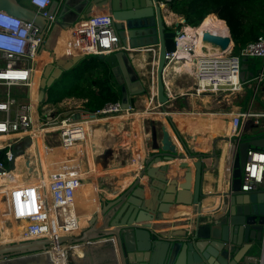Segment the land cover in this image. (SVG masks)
I'll list each match as a JSON object with an SVG mask.
<instances>
[{"label": "water", "instance_id": "water-1", "mask_svg": "<svg viewBox=\"0 0 264 264\" xmlns=\"http://www.w3.org/2000/svg\"><path fill=\"white\" fill-rule=\"evenodd\" d=\"M99 1L105 5L107 13L112 17L119 44L124 48L114 53L98 55L116 75L121 85L122 107L129 108L132 98L146 90L143 78L133 65L132 53H136L133 52L136 49L147 47L154 48L156 53L154 82L156 104L162 106L167 103L169 92L164 81V70L168 63L166 54L175 50L174 37L179 33V24L184 23L183 17L180 16V21L168 25L164 17L166 10L159 6L157 0ZM69 7V0H50L46 15H42L30 4H23L21 0H0V13L30 22L38 28L37 36L43 40L40 45L42 49H51L57 28L65 30L68 23L64 19V14L68 12ZM86 18L82 17L81 20ZM227 32L224 37L205 32L203 41L225 49L230 40L232 41L228 28ZM149 53L150 51H146L147 57ZM84 56L78 54L72 57L54 58L52 63H48L43 68L38 79L39 103L45 100V89L58 79L63 71L72 68ZM240 68V79H243L242 65ZM117 70L121 77L117 75ZM172 131L179 140L175 131L173 129ZM153 136L155 140V132ZM229 142L232 143L231 153L224 154L227 156L226 172L229 171L228 185L227 190L220 193L224 199L217 207V215H213L214 213L201 215L203 196L201 185L204 171L208 170L203 160L213 157L216 168L222 153H217L212 146L209 154H199L198 151L192 153L186 149H184L185 153L179 154L175 145L169 141L168 131L162 127L160 144L151 145V149L156 150L155 153L144 157L137 175L118 197L113 200L99 197L103 203L89 218L87 228L83 232L77 235L57 236L55 239L1 243L0 261H5L9 257L29 256L33 252L35 254L46 252L53 246L75 244L83 247L91 240L111 237L114 240L112 247L116 252V264L240 263L252 244L257 241L263 243L264 208L257 206V202L260 203L258 197L255 196L257 200H254V194L241 191L240 186L246 152L249 148L264 150V136L250 139L233 137ZM30 144V137L15 143L13 158L23 154ZM176 157L192 159L194 170L192 174L184 177V181L180 184L181 190L175 191L172 196L177 186L175 179L168 186L163 185V174L166 173L168 166L156 167L152 162ZM186 164L183 162L180 169L187 168ZM8 167L9 169L14 167L13 159ZM189 188H191L190 193H188ZM186 197L190 198L191 205L196 208V227L188 231L186 229L155 231L153 228L155 223L147 221L148 214L151 213L149 211L154 214L170 213L174 204L186 205ZM254 204L256 208L252 207ZM99 217L100 221H98ZM201 221L203 222L199 223ZM208 223L210 225H207ZM108 245L110 246V243Z\"/></svg>", "mask_w": 264, "mask_h": 264}, {"label": "built area", "instance_id": "built-area-1", "mask_svg": "<svg viewBox=\"0 0 264 264\" xmlns=\"http://www.w3.org/2000/svg\"><path fill=\"white\" fill-rule=\"evenodd\" d=\"M170 1L157 0L164 11L168 10ZM28 2L38 13L46 15L50 0H28ZM183 26L181 25L179 33L174 37L175 50L167 53L166 58L168 62L175 56L192 62L195 67L193 89L197 95L211 94L220 100L225 94H237L242 90V86L250 81L240 79L241 61L245 58L260 59L261 72L253 80L259 82L264 77L263 35L257 36L237 51L234 50L231 40L225 49L217 45L201 43L197 51L196 45L199 41L196 35L180 43L185 36ZM37 34L38 28L32 23L0 13V88L3 89L0 97V173L2 174L11 170L6 169V164L12 159L15 164L12 155L13 145L25 137H30L32 140L35 132H42L46 147L51 143L49 139H54L53 141L62 148L85 144L86 139L91 145L93 126L99 118L122 114L125 116L133 111V107L123 108L120 99L107 102L94 112L86 111L83 108L84 101L81 99L70 98L66 108L60 110L53 107L58 103H39L38 94L33 101L31 84L35 57L43 43ZM72 36V44L67 46L76 55H106L124 49L119 44L113 19L108 13L95 14L80 20ZM205 46L209 48L206 49ZM11 88L21 90L25 97L13 95ZM260 118H264V112L253 113L247 110L231 116L232 135L240 136L241 122L250 119L257 122ZM23 153H27V149ZM32 168L34 169L35 165ZM40 171L43 176L42 167ZM80 172L78 165H72L65 168L61 174L58 173L59 175L54 177L47 187L39 181H31L26 182L25 186L18 190L19 211L28 222L25 238L20 241L57 237V234L50 232L52 225L47 218L48 205L53 208L57 222L63 223L62 227L66 229V221L63 217L65 210L71 207L76 186L80 185L83 179L80 177ZM240 189L245 192L264 190V150L254 148L247 150ZM253 260L264 264V227L261 256Z\"/></svg>", "mask_w": 264, "mask_h": 264}, {"label": "crops", "instance_id": "crops-1", "mask_svg": "<svg viewBox=\"0 0 264 264\" xmlns=\"http://www.w3.org/2000/svg\"><path fill=\"white\" fill-rule=\"evenodd\" d=\"M21 2L23 4H29L28 0H21ZM69 4V10L67 13L64 14V19L66 23H68L67 25L66 23L64 24V26L66 25L65 30L57 28V33L51 43V49L41 48L38 51V54H40L42 51H46L50 57V60L43 64L39 77L42 73L43 68L48 63H52L54 58L72 57L76 55L75 52L72 49H69L67 45L72 44L73 32L76 28H78L79 22L82 17L86 18L87 16L90 17L91 15L95 14L107 13L105 5H102L101 1L99 0H69ZM170 15L173 16L170 17V19H167V17H169ZM164 17L168 25L174 24L180 20V16L173 13L169 8L165 12ZM61 39H64L62 44L59 45L62 47V50L60 48V51H56V44H59V41ZM146 51H150L155 54V49L152 47L136 49L133 51L136 53H132L133 65L138 71V73H140V71L142 70L143 65L150 64V62L146 61L145 59L147 56ZM135 60L137 61L135 62ZM259 61L260 65L257 69H255V61H251L249 60V58L242 59L241 65L243 67L242 73L244 74V77L241 80L250 81L246 85H243L242 90H240L237 94H225L220 100L218 98L216 99L214 95L205 94V99L203 97V101H207V98L208 100L211 99L213 101L210 103L211 106L208 107L207 111L203 110L204 106L202 108L199 107V105L197 104L196 100L198 99V95L193 91V85L190 84L189 87L182 88L180 87V85L178 86L177 84V87H179L180 91L175 92L174 95H169V105L166 107L167 109L173 111L162 113L159 110V112L156 113L155 111H157V108H155V106L157 104L152 99L150 100L152 106H149L152 107L151 110L145 108L138 109V111H142L145 113V115H142V117H136L134 119L114 120H108V118L111 117L99 118L96 121L97 123L95 124V126H93L91 145L89 144L90 142L86 139L85 144H78L74 147L64 148L62 151H67L66 154L70 159H84V161H81V166L83 167H80L79 165L78 166L80 167V169L83 168V170L84 167H86V177L89 178L83 179L82 184L85 186V184L91 183V185L95 186L97 190V207L99 208L101 203H103L100 201L99 197L105 198L106 200H113L118 197L123 191V189L129 183H131L134 177L137 175L136 173H138L140 167L142 166V161L144 157L150 155L151 153H155L156 150L151 149V145L153 143H156L157 145L160 144L161 134L156 133V130L153 129L154 125H156L157 128L160 127V130L162 127H164L168 131L169 141L175 145L176 152L179 154L185 153L184 149L189 150L192 153H196L195 151H198L197 153L199 154H209L212 146L217 153H222L224 149H226L227 154L231 153L232 143L229 142V139L233 138L234 136L232 135L231 125L229 126L230 117L236 115L240 111L248 110L253 113L264 112V77H262V80L259 82L253 80L261 72V60L259 59ZM116 73L120 76L118 70ZM182 74L183 73L178 74L177 77L181 79V77L183 76ZM179 78L177 79L176 83L182 82ZM36 94H38V85L36 88ZM225 98H227L228 102L230 103L223 105L222 101L225 100ZM69 99L70 98H65L53 107L57 110L65 109L66 103L69 101ZM147 103H149L148 99L143 100V97L141 95H137L132 98L130 107L135 108L136 105L142 106ZM220 104H222V109L218 110L217 107ZM231 104L233 105L232 107L230 106ZM153 110L155 111L152 112ZM133 111L135 110L133 109ZM172 113L175 114V117L171 115ZM156 114L162 118V121L160 119L159 121H157L158 124L153 125L150 123L153 120L150 121L149 118H145V116L149 115L157 116ZM170 115L172 116V119L174 121V125L170 122L173 128H171L170 124L167 122L169 121V118L167 117H170ZM163 116L166 118H164ZM128 118H133V116ZM112 121H115V123H112ZM121 125L125 128H122ZM140 127L141 136L139 137V135L135 133L138 132L137 129H140ZM172 129L177 134L179 140L174 135ZM239 130L240 139L245 137H248L247 139L253 137H261L257 135L260 133L264 134V118H260L257 122L254 121V119H250L249 121H243L239 125ZM153 132L156 133L155 140H153L152 138ZM96 136L101 137L103 143L106 140H111V137H113V139H115L117 143L116 145L119 144L118 146H122V148L127 146L125 147V149H123L124 152H127L126 156L120 157L118 156V154L112 155L107 160L106 158L101 159L103 161H106L100 163L97 160L99 158L94 155L95 148L92 145V142H94ZM153 137H155V135ZM215 138H218L217 142H213ZM126 141L127 143H124ZM116 145L114 146L115 149L117 148ZM102 146L104 145L102 144ZM70 154L73 155L72 158ZM226 158V155H220L218 160V166L216 168H214L215 159L213 157H208L203 160L208 170L204 171L201 185V192L203 196L201 197L200 210L202 216L213 213V215H217V207L220 205V201L222 202L224 199L222 196H220V193L226 191L228 185L229 171L226 172ZM183 162L187 163V168L180 169V165ZM152 165L156 167H158L159 165L168 166L166 173L163 174V185L168 186L171 181L175 179L177 186L174 188L172 196H174L175 191L181 190L180 184L184 181V177L188 174H192L194 170V167L192 165V159H189L188 157H176L171 160L152 162ZM164 192L165 191H163V193ZM190 192L191 188L188 189V193ZM252 193L254 194V200H257L256 197H258V200L260 201V203L257 202V206L263 209L264 190L260 189ZM252 207L256 208L255 204L252 205ZM149 212L151 213L148 214L147 221H150L152 224L155 223V225L153 226L155 231H166L175 229H186L188 231L192 228H195L197 225L196 208L191 205L189 197H186V205L174 204V206H172L170 209V213L159 214V212H156L158 214H154L152 211ZM219 215H221V213H219ZM98 221H100V217ZM202 222L203 221L199 223ZM207 225L210 224L208 223ZM113 241L114 240L111 237L104 239H94L85 243V246H92L102 242L108 244L110 243L109 247L112 251V254H115L114 264H116V252L114 247H112ZM81 252H83L82 256H86V247H83ZM261 252L262 243L257 241L252 244V247L248 250L247 255L238 264H260L259 261L253 260V258H259L261 256Z\"/></svg>", "mask_w": 264, "mask_h": 264}, {"label": "bare ground", "instance_id": "bare-ground-1", "mask_svg": "<svg viewBox=\"0 0 264 264\" xmlns=\"http://www.w3.org/2000/svg\"><path fill=\"white\" fill-rule=\"evenodd\" d=\"M172 16L170 15L169 17H167V19H170V17ZM183 27L185 31V36L180 40V43L192 39L193 36L196 35L197 41H199L196 45L197 51H199V45L201 43L213 45L211 43L203 41V34L205 32H209L219 36L224 34V32L221 29L217 28V24L208 18L203 23L198 25L196 28H193L192 26H188V25H185ZM63 41L64 39H61L59 41L60 43L56 44L57 46L54 45L56 46L55 49L56 51H60V48L62 50V47L59 45H61ZM205 48L208 49L209 47L205 46ZM35 60L36 63L34 67V75L32 77V84H31V99L33 101L36 95L38 77L41 68L45 62L50 60V57L46 51H42L40 54H38L35 57ZM154 60H155L154 64H156V53ZM136 61L137 60H135V62ZM181 73H186L193 77V75L195 74V67L191 61H187L186 59L184 60L183 57L177 58L175 56L173 59H171V61L167 63L164 70V80L166 82L170 96L172 95L170 93V89H173L172 86L173 79L175 75ZM141 113L145 114L142 111L135 110L126 114L125 116H123L122 114L120 116L108 118V120L132 119L128 117L131 116L134 117ZM171 115L175 117V114H171ZM214 140L213 142H217L218 138L217 139L215 138ZM124 143H127V141ZM30 145L31 146L27 148V153H23L15 157L14 167L10 171L6 172L5 174L0 173V244L8 243L11 241L16 242L25 238V231L28 222L26 218L23 216V214L19 211L18 190L24 187L26 182H31V181H39L43 186L47 187L50 181L54 179V177L59 175L58 173L61 174L65 170V168L73 165L68 160H61L60 162L61 164L55 160L54 152L52 150H49L43 143L42 132L39 133L35 132L32 135V140ZM225 152L226 149H224L221 155L223 156ZM33 165H35L34 169H32ZM41 167L43 169V176L41 175V171H40ZM85 186L82 183L76 186L71 207L69 210H65L63 220L66 221L65 223L66 229H63L62 227L63 223L57 222L53 208L51 207V205H48L47 218H49V220L51 221V225H52V228L50 229V232H52L51 234H55V235L57 234V236L77 235L87 228L86 226L88 225L89 218H91V216L96 211H98V207H97L98 203H97V190L94 187V185L87 183L85 184ZM147 195H148V191H147ZM75 249H76L75 253L77 255L82 254L81 250L77 246H75ZM63 252H64V246L59 245V246H53L47 252H42L43 255L37 253L35 255L25 256L21 259H27V258L38 259L39 261L36 260V264H65ZM8 262L9 260L0 261V264H7ZM23 262L25 264V262L27 261H23Z\"/></svg>", "mask_w": 264, "mask_h": 264}, {"label": "trees", "instance_id": "trees-1", "mask_svg": "<svg viewBox=\"0 0 264 264\" xmlns=\"http://www.w3.org/2000/svg\"><path fill=\"white\" fill-rule=\"evenodd\" d=\"M168 7L183 17V25L196 27L208 18L225 35L228 28L236 51L257 36H264V0H171ZM120 86L104 60L98 55L89 54L69 70L63 71L45 89L42 103L57 104L65 98L83 99V108L94 112L105 103L121 98ZM23 97L25 94L22 92Z\"/></svg>", "mask_w": 264, "mask_h": 264}, {"label": "rangeland", "instance_id": "rangeland-1", "mask_svg": "<svg viewBox=\"0 0 264 264\" xmlns=\"http://www.w3.org/2000/svg\"><path fill=\"white\" fill-rule=\"evenodd\" d=\"M213 16V15H212ZM180 21V20H179ZM154 57H155V54L150 52L149 53V56L147 57L146 56V61L150 62V64H146V65H143L142 67V70L140 71V75L141 77L143 78L144 80V85H145V92H143L142 94H140L142 97H143V100L145 99H148L149 103L145 104V105H142V106H137L135 108H133L134 110H138V109H152V107H149L150 105L152 106V104L150 103V100L153 99V101H155V85H154V82H155V78H154V70H155V60H154ZM249 60H253L255 61V69L258 68V66L260 65V61L258 58L256 57H252V58H249ZM183 76L181 77V79L179 77H177V75H175L174 79H173V82H172V86H173V89H170V93L172 95L175 94V92H178L180 91L179 90V87H177V84L178 86L180 85V87L182 88H187L190 86V84L192 85L193 82H194V77H192L191 75L189 74H186V73H183L182 74ZM180 79L182 82L180 83H176L177 79ZM149 87V88H148ZM260 88V87H258ZM154 90V92H153ZM175 90V91H174ZM177 90V91H176ZM2 91L3 89L0 88V97H1V94H2ZM194 91V90H193ZM11 92L13 95L15 96H20L22 98V91L21 90H17V89H14V88H11ZM152 93V94H151ZM234 96V95H232ZM198 99L196 100L197 101V104L199 105V107H202L204 106V111H207L208 107L211 106L210 103L213 102L211 99L208 100L207 98V101H203V97L204 95L203 94H199L198 96ZM205 99V97H204ZM135 101V100H134ZM156 103V101H155ZM230 102H228L227 98H225V100L222 101V104H228ZM222 104H220L217 108L218 110H221L222 109ZM169 105V102L165 103L161 106H155V108H157L155 110H153L152 112H159V110L163 113V112H170V111H173V110H170V109H167L166 107ZM231 107L233 106L232 104L230 105ZM173 114V113H172ZM142 115H145V114H138L136 116H134L132 119L136 118V117H142ZM157 115V114H156ZM109 116H107L106 118H108ZM164 117V116H163ZM145 118H149L150 121L153 120L152 122H150L151 124H158L157 121H159V119L161 120L162 118L160 116H145ZM166 118V117H164ZM169 118V121H167L171 128L172 125L171 123L174 125V121L172 119V116L170 115V117H167ZM168 120V119H167ZM120 121V120H119ZM119 121H116V122H119ZM121 121H129V120H121ZM162 121V120H161ZM135 122V121H134ZM171 122V123H170ZM112 123H115V121H112ZM249 124V123H248ZM247 124V125H248ZM176 125V124H175ZM231 124H229L230 126ZM122 126V125H121ZM221 126V125H220ZM122 128H125L124 126H122ZM156 130V133L157 134H161V130H160V127H156V125H154V128ZM136 130V129H135ZM138 132L135 133V134H138L139 137L141 136V127L140 129L138 128L137 129ZM136 132V131H135ZM168 136H169V133H168ZM244 136V135H243ZM245 138H248V137H245ZM50 140V145H47V148L49 150H52L54 152V155H55V160H57V162H61V160H68L70 161L73 165H79L80 167H83L81 166V161L84 159H75V158H72V154L71 155V158L70 159L66 152L62 151L64 148L60 147L55 141H53L54 139H49ZM93 144V147L95 148V153L94 155L99 158L97 159L100 163L101 162H105L108 158H110L112 155H117L120 156V157H125L127 152H124L123 149H125V147L122 148V146H118L116 145V141L115 139H113V137H111V140H106L104 143H103V140L101 137H98L96 136L95 139H94V142H92ZM104 146H102V144ZM116 145V149H115V146ZM96 146V147H95ZM114 147V148H113ZM112 149V151H111ZM118 149V150H117ZM115 151V152H114ZM114 152V153H113ZM112 153V154H111ZM106 158L105 161L101 160L103 158ZM61 164V163H60ZM63 165V164H62ZM8 164H6V169H8ZM86 167H84V170L83 168H81V172H80V177H82L83 179H87L89 177H86V174H87V170L85 169ZM33 169V168H32ZM65 171V170H64ZM82 179V180H83ZM81 180V183H83ZM80 183V184H81ZM95 187V186H94ZM66 232V231H65ZM83 232V231H82ZM15 239V238H14ZM11 242H14V241H11ZM64 246V262L65 264H114V255L112 254V251L110 250V247L108 245V243H105V242H102V243H98V244H95V245H92V246H83V247H86V256H82L83 255V252L80 255H77L75 252H76V249H75V246H77L79 249L83 248V247H80L79 245H63ZM82 250V249H81ZM32 255H35V253H31ZM41 255H43V253H40ZM260 255V253H259ZM258 255V256H259ZM19 257V256H18ZM23 258V257H21ZM20 257L17 258V257H13V258H7L6 260H9V262L7 264H24L23 261H27L25 262V264H36V260L39 261L38 259H33V258H27V259H21ZM38 258V257H37Z\"/></svg>", "mask_w": 264, "mask_h": 264}, {"label": "clouds", "instance_id": "clouds-1", "mask_svg": "<svg viewBox=\"0 0 264 264\" xmlns=\"http://www.w3.org/2000/svg\"><path fill=\"white\" fill-rule=\"evenodd\" d=\"M172 25V24H171ZM181 25H183L182 23L179 24V28L181 27ZM185 26V25H184ZM197 27V26H196Z\"/></svg>", "mask_w": 264, "mask_h": 264}]
</instances>
